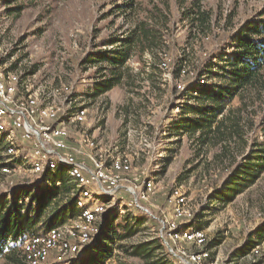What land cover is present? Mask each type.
Listing matches in <instances>:
<instances>
[{"label":"rangeland","instance_id":"374dc122","mask_svg":"<svg viewBox=\"0 0 264 264\" xmlns=\"http://www.w3.org/2000/svg\"><path fill=\"white\" fill-rule=\"evenodd\" d=\"M194 2L209 15L203 28L198 20H191L196 14H187ZM263 6L264 0H0V55L5 73L16 72L30 87L38 89L40 105H59L68 113L85 108L87 116L82 123L70 122L68 150L81 161L89 162V167L102 159L108 167L118 154H124L131 170L128 173L119 170L120 178L123 176L119 184L137 197V202L133 201L131 195L123 194V189H117L114 195L104 193L93 178L84 187L86 194L78 195L76 183L59 166L54 172L30 176L28 180L34 184L46 180L43 187L37 186L46 191L51 186V176L63 172L68 190L54 200L25 239L48 229L43 227L45 219L60 213L69 200L73 199L75 208L68 218L80 215L75 205L79 198L89 206L102 205L104 211L92 225L87 248L70 251L63 260H58L56 246L46 263L99 264L103 227L112 224L119 231L123 225L135 231L122 238L121 244L157 239L162 246H158L154 258L163 256L172 264H183L179 253L171 254L158 238L161 227L158 220L177 221V226L184 230L194 227L186 223L195 218L203 227L213 260L220 264H264V239L257 254L250 253L253 246L246 249L244 257L239 250L248 233L264 220V171L228 203L219 200L218 191L252 140L257 135L261 138L259 129L247 132L244 137L247 142L231 141L223 147L224 144L203 146L188 134L170 135L168 127L172 120H180L181 105L192 103L187 96L196 94L192 92L196 83L220 81L213 72L221 64L219 57L232 49V35L240 32L246 21L257 19ZM139 21L159 30L164 40L162 50L130 56L126 61L128 76L123 83L98 97L91 96L100 65L87 63L85 58L91 52L113 50ZM180 56L184 61L178 73ZM206 62L211 64L208 67L211 71L205 70L199 77L196 72ZM247 91L243 100L235 97L229 106L244 104L246 118L255 123L264 114V71L261 83ZM15 97L24 98V90L19 87ZM1 161L4 156L0 153ZM4 180L0 186L3 194L11 193L21 183L18 176L9 175ZM148 182L154 187L145 197ZM61 185L57 183V187ZM106 186L113 185L108 182ZM175 188L178 199H173L172 205L170 192ZM177 208L188 211L184 220H175ZM214 238L219 242L212 245ZM112 244L113 256L105 258L103 264H151L126 254L117 247L116 240ZM170 246L197 250L191 243L176 242Z\"/></svg>","mask_w":264,"mask_h":264},{"label":"trees","instance_id":"16d2710c","mask_svg":"<svg viewBox=\"0 0 264 264\" xmlns=\"http://www.w3.org/2000/svg\"><path fill=\"white\" fill-rule=\"evenodd\" d=\"M187 12L193 16L196 14L191 20H198L201 28L209 19L208 13L195 2ZM162 39L157 28L147 22L139 21L130 28L126 37L118 41L119 45L113 50L91 52L85 58V62L100 65V73L93 83L91 96L98 97L114 86L122 84L128 76L127 59L135 53L142 55L146 51L162 50L164 41ZM230 42L232 49L219 57L221 64L217 66V71H213L220 81L210 84L196 83L192 91L196 94L187 96L192 99V103L186 102L181 105L180 120L174 119L168 124L170 135L180 137L188 134L203 146L224 144L223 147H227L226 144L231 141H245L244 137L248 131L254 132L255 129H259L261 138L259 139L257 135L252 140L248 151L242 154V159L235 164L229 176L225 178L222 189H218L219 200L223 204L232 201L237 194L243 192L247 185L255 182L264 171V114L254 123L249 117L246 118L244 113L247 111L242 108L244 104L229 106L233 98L238 97L239 100H243L248 89L261 83L264 71V6L258 13L257 19L246 21L244 28L232 35ZM177 61H179V73L183 65V57L180 56ZM210 65L207 62L202 64L196 75L199 76L205 70L211 71L208 68ZM187 74L192 75L189 72ZM173 89L176 90L177 86ZM182 93L185 94L184 91ZM62 174L63 172H60L58 175L51 176V186L46 191L41 189L38 193L31 194L28 189L20 188L18 185L11 189L13 190L11 193H6L7 195L0 193V264L26 263L20 244L46 215L45 212L54 200L59 195L67 193L66 179ZM58 182L62 184L60 187H57ZM22 195L30 196L31 202L27 205L20 204L19 199ZM73 206V199L69 200L60 213L48 215L43 227L52 228L63 223L68 216H73L72 210L75 208ZM194 219L191 218L186 225L197 229L203 228ZM103 228L101 240L104 241L100 250L99 264H103L105 258L113 256L112 243L115 240L117 247L131 257H140L151 261V264H172L166 257L154 258L155 251L159 249L158 246H162L157 239L135 245H124L120 243L121 239L135 232L131 227L123 225L122 231H119V227L115 228L112 224H106ZM263 239L264 220L248 233L245 244L239 248L240 253H245L246 249L259 244ZM218 242V239L214 238L210 244H218Z\"/></svg>","mask_w":264,"mask_h":264},{"label":"bare ground","instance_id":"6f19581e","mask_svg":"<svg viewBox=\"0 0 264 264\" xmlns=\"http://www.w3.org/2000/svg\"><path fill=\"white\" fill-rule=\"evenodd\" d=\"M19 87L22 91L24 90V98L17 99L15 91ZM10 88L15 93H11ZM38 92V89L30 87L18 77L16 72L5 73V66L1 64L0 55V153L4 156V161L0 162V186L5 182V177L9 175L18 176L21 181L20 184L24 185L21 188L28 189L31 194L38 193L40 190L37 186L43 187L46 180L41 184H34V181L28 180V178L38 173L40 175L45 172H54L58 166H63L66 168L69 177L76 183L78 195L86 194L84 187L92 178L102 188L103 184L106 186L108 182L113 185L112 187H123L119 184L123 176L120 178L121 174L118 172L128 173L131 170V163L124 154H118L116 158L111 160L112 164L108 167L104 166V159L99 160V163H92V166L89 167V162L81 161L79 157L68 150L67 139L70 136V122L82 123L87 116L86 109L82 107L68 113L59 105H50V103L48 105H40L38 103ZM10 111L13 112L15 117L23 119H16V122L9 121L11 117ZM24 126L42 140V146L47 148L49 153H44V149H40L39 142L36 139L32 140L29 138V131H26ZM53 152L60 153L61 157ZM124 178L125 180L127 179V177ZM153 187V183H147L143 192L144 194L146 193L145 197L153 191ZM83 189L84 191H82ZM133 190L130 189V192H133ZM173 190L170 192L172 205L173 199L177 201L178 198L175 196L179 193L177 188ZM114 193L110 194L114 195ZM30 202L31 197L27 195H22L19 199V203L23 205H27ZM92 205L89 206L85 202L83 203V200L79 198L76 201V206L81 213L77 218L70 217L63 224H58L48 230L38 231L26 238L21 243L25 261L30 264H48L45 262L46 258L56 246L59 249L58 260L65 258L70 251H79L85 247L86 243L91 240L93 223L104 212L102 205ZM122 208L119 211L123 212ZM187 213V210L177 208L174 215L175 220H184ZM158 221L161 226L159 234L157 233L158 238L166 244L171 254L178 256L179 253L180 256L178 257L183 264H214V261L218 262L217 259L213 260L211 257L203 229L186 227L183 230L180 228L181 226H177V221L163 222L160 219ZM75 222L78 224L74 227ZM176 242L184 245L191 243L197 250L190 251L186 247L183 248L181 246L176 249V246H173L174 248L170 246L171 243L176 245ZM52 264L60 263L54 261Z\"/></svg>","mask_w":264,"mask_h":264},{"label":"built area","instance_id":"2783aa9c","mask_svg":"<svg viewBox=\"0 0 264 264\" xmlns=\"http://www.w3.org/2000/svg\"><path fill=\"white\" fill-rule=\"evenodd\" d=\"M10 91H11V93H15L13 90H11V88H10ZM10 115H11V117H10V120L9 121H13V122H16V119H23V118H18L17 116L15 117V115H13V112L12 111H10ZM24 128L26 129V131H29V138H31L32 140L33 139H36L38 142H39V147H40V149H44V153H49V150L47 149V148H45V147H43L42 146V140L41 139H39V138H37L36 136H35V133L34 132H32L31 130H28L25 126H24ZM53 153H55L56 155H60V157H61V154L60 153H57V152H53ZM85 164V163H84ZM88 167V166H87ZM117 189H123V194L124 195H131L130 193H129V190H128V188H120L119 186H117V187H108V186H104V184H103V192H108V193H114L115 192V190H117ZM132 196V195H131ZM132 200L133 201H135V202H137V197L134 195V196H132ZM139 204V203H138ZM140 205V204H139ZM91 229V228H90ZM162 231H163V226H162ZM260 251V245L259 244H256L255 246H253L252 248H251V251H250V253L251 252H253V253H258ZM249 253H247V255H248ZM240 256V255H239ZM245 256V254H242L241 255V257H244ZM214 264H220V261H218V262H216V261H214Z\"/></svg>","mask_w":264,"mask_h":264},{"label":"water","instance_id":"95a60500","mask_svg":"<svg viewBox=\"0 0 264 264\" xmlns=\"http://www.w3.org/2000/svg\"><path fill=\"white\" fill-rule=\"evenodd\" d=\"M101 229V228H100ZM100 232V231H99ZM99 232L96 234V235H99ZM90 243V242H89ZM88 246V245H87ZM87 246H86V248H87Z\"/></svg>","mask_w":264,"mask_h":264},{"label":"crops","instance_id":"0c3cea01","mask_svg":"<svg viewBox=\"0 0 264 264\" xmlns=\"http://www.w3.org/2000/svg\"><path fill=\"white\" fill-rule=\"evenodd\" d=\"M152 238V237H151ZM151 238H149V239H151ZM154 238V237H153Z\"/></svg>","mask_w":264,"mask_h":264}]
</instances>
